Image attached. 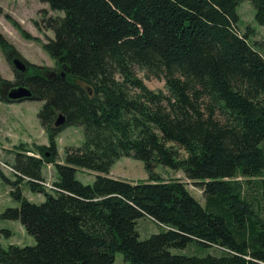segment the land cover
Listing matches in <instances>:
<instances>
[{"label":"trees","instance_id":"trees-1","mask_svg":"<svg viewBox=\"0 0 264 264\" xmlns=\"http://www.w3.org/2000/svg\"><path fill=\"white\" fill-rule=\"evenodd\" d=\"M39 1L63 12L44 18L55 69L32 65L21 81L44 101L37 117L49 145H18L16 178L0 171L19 202L0 219L18 220L35 243H0V264H114L117 252L128 264H264V207L242 190L250 184L264 206V56L251 27L239 32L243 0ZM248 1L264 26V0ZM0 46L19 55L1 35ZM137 66L163 77L167 93L149 89ZM6 86L1 78L0 100L13 102ZM69 125L82 126L84 140L57 162L52 139ZM120 157L142 161L147 181L76 178L77 168L108 173ZM44 162L56 171L54 193L38 182ZM157 165L182 170L204 204L183 181L161 179ZM24 179L43 202L22 195ZM145 216L163 228L140 239ZM190 243L217 253L170 251Z\"/></svg>","mask_w":264,"mask_h":264},{"label":"rangeland","instance_id":"rangeland-1","mask_svg":"<svg viewBox=\"0 0 264 264\" xmlns=\"http://www.w3.org/2000/svg\"><path fill=\"white\" fill-rule=\"evenodd\" d=\"M239 15L238 29L240 33L245 31L248 25L253 29L250 36L251 43L255 42V47L264 56V26L259 25L254 20V7L248 0H243L237 7ZM61 10H51L46 3L39 0H0V35L10 44L15 51L25 59V61L37 65L55 69L54 60L45 52L42 44L48 39L53 38V31L45 28L44 18L49 16H61ZM12 55L10 57H13ZM0 46V79H6L9 86L3 88L7 93L13 87L20 85V78L16 76L14 69ZM16 71V70H15ZM135 74L141 78L146 86L154 92H165V80L163 77L147 76L143 67H135ZM19 74V73H18ZM24 77V76H23ZM44 101L35 99H24L21 101L4 102L0 100V171L6 178L14 180L16 178L12 162L14 156L19 149L17 146L24 144L26 149L33 150L35 145H49L47 133L42 128L37 113L41 109ZM55 142L56 156L55 161L62 162L66 147H77L83 143L84 131L82 126H64L53 136ZM264 146V143H262ZM29 155L41 157L35 152H27ZM42 178L39 180L47 192L54 193L53 185L56 179V171L52 162H44L42 167ZM115 179L125 180L130 183L147 181L148 173L144 169V164L140 160L131 157H120L110 168L108 173L92 171L77 168L76 178L84 184H91L97 175H106ZM154 173L159 175L163 180L179 179L186 184L187 189L195 199L202 205L205 198L202 190L192 184V182L184 176L182 170H172L162 165H157ZM238 180L244 182L246 179L239 177ZM22 195L29 201L40 203L45 197L40 192L30 191L26 184V179L20 183ZM13 187L0 176V213L7 207H17L19 202L10 194ZM242 190L250 194L251 199L255 202V208L259 211L263 206V201L255 188L249 184H243ZM259 203V204H258ZM261 211V210H260ZM262 215V213H261ZM150 217H141L137 220V230L140 239L149 237L153 233L162 230L163 226L152 222ZM0 229H8L11 234L5 236L0 233V243L3 247L9 244L18 246L33 245L35 239L28 234L23 225L18 220L0 219ZM175 254L185 255H205L207 253H217L215 247H199L195 243L188 244L185 248H170ZM114 264H128L121 252L115 254Z\"/></svg>","mask_w":264,"mask_h":264},{"label":"water","instance_id":"water-1","mask_svg":"<svg viewBox=\"0 0 264 264\" xmlns=\"http://www.w3.org/2000/svg\"><path fill=\"white\" fill-rule=\"evenodd\" d=\"M11 65L12 68L16 70V72H19L21 77H23L28 70V65H26V63L19 57H14L11 61ZM62 76H64L63 73ZM32 98L33 95L31 90L29 89L28 86L24 85L23 83L16 87L11 88L6 93V100L9 101H21L24 99H32ZM63 123H64V115L58 114L54 122V125L59 126L62 125Z\"/></svg>","mask_w":264,"mask_h":264},{"label":"flooded vegetation","instance_id":"flooded-vegetation-1","mask_svg":"<svg viewBox=\"0 0 264 264\" xmlns=\"http://www.w3.org/2000/svg\"><path fill=\"white\" fill-rule=\"evenodd\" d=\"M14 57H19V58H21V59L26 63V65H28V70H27V72L30 70V68H31V66H32L33 64H31V63L25 61V59H23V57H21L20 55H15V56H13V57L10 59V63H11V61H12V59H13ZM14 72L16 73V76L20 78V74H18L19 72H16L15 70H14ZM24 76H25V75H24ZM21 80H22V79H20V83L22 84V81H21Z\"/></svg>","mask_w":264,"mask_h":264},{"label":"built area","instance_id":"built-area-1","mask_svg":"<svg viewBox=\"0 0 264 264\" xmlns=\"http://www.w3.org/2000/svg\"><path fill=\"white\" fill-rule=\"evenodd\" d=\"M12 172H14V173H17L14 169H11V168H9ZM39 182V181H38ZM40 183V182H39ZM40 184H42V183H40ZM43 185V184H42ZM44 185H48L49 187H51V188H53V190L55 191V189H57L54 185H49V184H44Z\"/></svg>","mask_w":264,"mask_h":264},{"label":"crops","instance_id":"crops-1","mask_svg":"<svg viewBox=\"0 0 264 264\" xmlns=\"http://www.w3.org/2000/svg\"><path fill=\"white\" fill-rule=\"evenodd\" d=\"M42 174H43V171H42ZM108 176H110V173L108 174ZM146 217V216H145ZM151 220V219H150ZM152 222H155V221H153V220H151ZM156 223V222H155ZM158 224V223H157Z\"/></svg>","mask_w":264,"mask_h":264}]
</instances>
